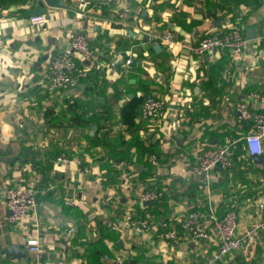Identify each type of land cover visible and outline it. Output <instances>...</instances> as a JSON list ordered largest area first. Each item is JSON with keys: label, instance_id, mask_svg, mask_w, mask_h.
Returning a JSON list of instances; mask_svg holds the SVG:
<instances>
[{"label": "crops", "instance_id": "0c3cea01", "mask_svg": "<svg viewBox=\"0 0 264 264\" xmlns=\"http://www.w3.org/2000/svg\"><path fill=\"white\" fill-rule=\"evenodd\" d=\"M2 1L0 264H197L215 250L211 243L180 235L167 244L123 227V220H176L210 203L218 215L234 209L240 231L264 221L258 209L264 204V156H247L243 137L253 132V123L240 124L236 112L244 101L252 113L264 114V0H88L85 18L75 16L78 0H67V9H47L40 25L28 17L36 0ZM229 26L245 40L255 34L240 56L191 53L202 37ZM70 32L88 39L99 64L88 68L78 61L88 76L65 93L51 88L47 71L51 56L67 48ZM165 33L173 36L170 47L159 38ZM128 56L132 64L125 69ZM150 93L165 102L159 122L139 117ZM251 93L256 97L249 99ZM71 103L84 114L79 124L70 121ZM261 143L264 149V134ZM218 147L229 148L230 168L181 174L183 166ZM152 154L157 165L148 162ZM120 162L128 167L115 168ZM16 182L33 185L38 195L23 225L6 219L4 191ZM147 189L161 192L162 199L140 204L138 194ZM107 197L110 204L104 205ZM257 236L264 242V229ZM35 238L39 254L27 249ZM10 246L24 258H7L3 251ZM263 260L261 246L216 264Z\"/></svg>", "mask_w": 264, "mask_h": 264}, {"label": "built area", "instance_id": "2783aa9c", "mask_svg": "<svg viewBox=\"0 0 264 264\" xmlns=\"http://www.w3.org/2000/svg\"><path fill=\"white\" fill-rule=\"evenodd\" d=\"M113 3L116 0H105ZM79 11L75 12L78 18H85L88 12V0H78ZM3 5L0 0V13ZM31 25H40L44 22L43 16L29 18ZM167 47L173 45V36L170 33L162 34L159 37ZM246 47V40L237 27L229 26L223 32L206 35L194 43L190 51L195 56H202L208 53L226 52L232 56H240ZM78 61L88 64V68H94L99 63V56L96 50L90 47L88 39L81 33H68V46L65 50L51 56L48 66V77L51 88L72 93L77 90L82 80L87 78L86 67ZM132 64L130 57L123 59L122 66L128 69ZM256 94H249L248 98H255ZM238 122L240 124L253 123V132L243 137L245 151L248 157L264 154L261 137L264 134V114L252 113L247 102L236 104ZM165 115V102L153 94H146L143 97L139 109V117L142 122H159ZM59 162H66L57 158ZM151 165L158 164V158L152 154L148 157ZM232 166V156L228 147L210 148L202 153L197 162L185 165L180 172L183 175L197 177L208 175L214 168L228 169ZM115 168L128 167L125 162L114 164ZM90 170L85 168L84 174ZM36 189L31 184L19 182L8 185L4 191V203L10 215L6 218L12 225H23L28 222L37 206ZM163 194L156 190L147 189L138 194V202H157L162 199ZM111 199L107 197L103 204H110ZM66 205L74 206L73 200H67ZM260 211L264 210V204L258 205ZM123 227H128L136 233L144 236L155 237L167 244L176 243L180 235L193 242L211 243L215 250L203 262L197 264H216L226 260L236 252L248 250L252 253L262 246L257 233L264 229V221L251 226L249 229L240 231L238 229V217L234 209H228L218 215L210 203L202 208L185 211L176 220H155L153 218L132 219L129 215L122 222ZM116 227L112 225V229ZM27 249L31 253L39 254L41 245L37 238L29 239L26 242ZM264 264V260L262 262Z\"/></svg>", "mask_w": 264, "mask_h": 264}, {"label": "water", "instance_id": "95a60500", "mask_svg": "<svg viewBox=\"0 0 264 264\" xmlns=\"http://www.w3.org/2000/svg\"><path fill=\"white\" fill-rule=\"evenodd\" d=\"M66 1L67 0H36L35 6L28 17H34V16L48 17L47 9H67L68 7L66 5ZM246 31L250 34L253 33V30L250 28H247ZM254 35L255 34H253V36H249L248 34L246 40L254 39L255 38ZM156 48H159V46L156 45L155 49ZM93 129H95V127H93ZM29 153L32 154L33 152L30 151ZM263 156L264 154L259 155V156H253L252 158L254 160H259V159H262ZM37 197L38 195H36V198ZM146 204H151V202H147ZM9 215H10V212H9ZM3 254H5L7 258H13V259H22L25 256L24 252L18 249L16 246H10L6 248L3 251Z\"/></svg>", "mask_w": 264, "mask_h": 264}, {"label": "trees", "instance_id": "16d2710c", "mask_svg": "<svg viewBox=\"0 0 264 264\" xmlns=\"http://www.w3.org/2000/svg\"><path fill=\"white\" fill-rule=\"evenodd\" d=\"M1 2H2V5H3V1L2 0H1ZM68 108H69L70 111L74 112L73 116L70 119L72 124H79L82 121H84V117H83L84 114H78V112L76 111L77 106L75 105V103H71L68 106Z\"/></svg>", "mask_w": 264, "mask_h": 264}]
</instances>
